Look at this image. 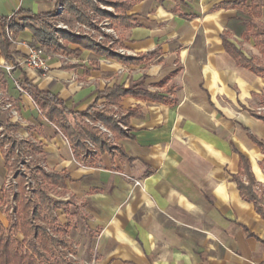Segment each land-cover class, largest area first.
Masks as SVG:
<instances>
[{
  "label": "crops",
  "instance_id": "obj_1",
  "mask_svg": "<svg viewBox=\"0 0 264 264\" xmlns=\"http://www.w3.org/2000/svg\"><path fill=\"white\" fill-rule=\"evenodd\" d=\"M92 1L118 13L108 0ZM233 1L123 0L131 5L125 10L134 19L129 26L91 9L89 21L75 20L107 19L114 31L113 43H107L113 53L136 62L68 43L70 52L47 51L53 57L42 72L19 64L31 44L29 27L16 18L21 29L8 28L10 38L5 31L9 57L0 52V88L18 119L0 111L12 141L5 149L8 140H0V164L8 174L9 155L22 146L21 152L36 161L35 173L39 168L67 173L65 186L49 194L60 202L53 212L64 227L60 236L71 244V264H264V217L240 194L235 179L247 183L239 175L241 152L264 207V150L249 137L264 145V123L252 115L259 113L264 78L238 66L224 50L222 34L236 13L226 3ZM59 3L65 5L60 16L70 17L63 0H0V17L53 13ZM228 37L246 55L260 57L252 40ZM4 63L14 66L9 73ZM26 83L74 111L92 104L107 108L125 135L97 122L115 148L94 150L92 160L83 154L76 159ZM114 85L159 98L125 95L117 104L97 99ZM131 109L135 113L123 122Z\"/></svg>",
  "mask_w": 264,
  "mask_h": 264
},
{
  "label": "trees",
  "instance_id": "obj_2",
  "mask_svg": "<svg viewBox=\"0 0 264 264\" xmlns=\"http://www.w3.org/2000/svg\"><path fill=\"white\" fill-rule=\"evenodd\" d=\"M63 1L66 4L67 13L70 15L68 18L61 17L55 12L24 16L16 13L9 21L6 18L0 17V52L5 57H9V40L6 37L4 28L7 24L8 28L13 30L14 33L18 32L21 26L16 21L17 18L23 21L24 25L28 26L31 30V44L40 45L46 51L70 52L71 49L68 43H75L83 48H90L97 53L105 54L109 57H116L125 62H136L132 58L116 55L113 53L111 46L106 42L96 43L93 35H75L67 30L60 29L58 30L57 37L52 33L49 25L33 26L31 24L37 18L46 15L60 20L87 22L90 20L88 9H91L99 14L108 16L114 24H125L129 26L134 20L132 15L125 13V10L130 8V3H124L123 0L104 1L107 4L113 5L118 10L116 15H111L99 9L97 4L92 0ZM158 1L163 2L165 0ZM174 1L179 5L185 3L186 0ZM226 5L235 7L236 13L228 19L226 23L227 31L222 34L224 50L234 59L238 66L244 67L264 78V22L260 20L264 14V0H235L226 3ZM228 35L239 37L243 42L252 40L254 47L260 53V57L246 55L234 41L229 39ZM26 87L46 120L55 124L60 132L64 134L76 159L80 157V154H84L86 158L90 157V160H92L95 151L102 153L115 148V145L110 143L107 134L96 126L97 122L111 132L125 135L107 108L98 110L92 104L84 111H74L68 109L52 93L38 89L30 83H26ZM125 95L159 98L156 95L140 89L124 88L120 85H114L100 91L97 99L103 98L108 104H117ZM261 105H264V97H261ZM134 113V109L129 110L123 122H126L127 117ZM252 115L264 123L263 112L257 113L254 111ZM82 117L88 118L92 124L85 123ZM249 137L264 150V145L260 140L251 133H249ZM86 139L92 144V147ZM238 153L240 157L239 175H245L247 179V183H244L240 176L235 177L240 194L244 198L252 200L257 210L264 217V207L261 205L260 197L254 190V178L250 171L249 162L244 154L241 152ZM37 173V176L34 175L35 189L33 190V196L31 198L27 195L24 175L16 176L17 191L14 194L15 213L14 215L8 214L6 227L0 221V264H68L65 258L60 262H52L50 260V257L57 253L59 258H61L63 256L62 254H64L63 250L67 249L71 251L72 247L70 242L60 236L64 227L58 223L54 216L53 211L60 206V202L53 199L49 194L57 186L64 187L68 175L65 171L46 172L42 168H39ZM51 230L56 231L58 235L53 236ZM15 232L22 233L23 239L19 240L12 236V233Z\"/></svg>",
  "mask_w": 264,
  "mask_h": 264
},
{
  "label": "built area",
  "instance_id": "obj_3",
  "mask_svg": "<svg viewBox=\"0 0 264 264\" xmlns=\"http://www.w3.org/2000/svg\"><path fill=\"white\" fill-rule=\"evenodd\" d=\"M100 7L105 8V6H103L102 4H100ZM64 9H65V5L63 3H59L56 6L55 12L58 15H61V14H63ZM53 19H54V21H53V23H54L53 27L54 28L52 29V32L57 37H58V30L63 29V30H67L70 33L75 34V35H80V34L93 35L95 37V40L97 43H102V42H106L108 44L113 43L114 31L109 26V22L107 19H102V20L99 19L98 20V17H95L91 20V23H79V22L75 23V26L73 29H69L63 21L57 20V19H55V17H51V18L49 17V19H47V21H45V19H42L40 21L43 22L45 25L50 26V24L52 23L51 20H53ZM5 31L9 37L7 25L5 26ZM117 51L120 54L126 53V51L124 49H120V48H118ZM52 57H53V55L50 54L49 52H47L44 49V47H42L40 45H35V44H28L27 45V53H26L25 57L22 59V61L19 62V64H21L27 68H32V69H35L38 71L45 72L49 68V62L52 59ZM3 67L6 70V72L9 73L14 66L11 64L4 63ZM17 86L19 89H21V87L18 84H17ZM3 110H7L11 116L18 119L17 111L13 108V106L10 102L4 101L3 93H2V90L0 88V111H3ZM258 111L259 112L264 111V106H260ZM101 128L103 130H105V128H103V127H101ZM3 139L8 140L7 141L8 143L5 144L4 147H5V149H9L11 144H12V141L10 140L9 137H7L5 135L4 126L0 120V140H3ZM88 144L92 147V144L90 142H88ZM21 150H22V146L16 147L14 149L13 153L11 155H9V161L11 164H13L12 170L14 169L13 171L11 170L12 174L8 176L7 186H6L7 189L8 188L12 189V194L10 197V205L8 206L9 214H11V215H14V213H15L14 194L17 191L16 176L17 175H24V177H25L24 184H25V187L27 190V195L31 198L33 196V190L35 189V176L38 175L37 173H35V171L37 170L36 166H34V165L29 166V164H28L29 160L31 159V155H29V154L24 155L21 152ZM74 160L78 163V161L76 159H74ZM30 173H32V175ZM51 234L53 236L57 235L56 231H53V230H51ZM59 249L62 250L61 247H59ZM63 252H64V254H62V255L64 256V258H68V261L74 260V254L72 253V251L64 249ZM68 264H70V262H68Z\"/></svg>",
  "mask_w": 264,
  "mask_h": 264
},
{
  "label": "rangeland",
  "instance_id": "obj_4",
  "mask_svg": "<svg viewBox=\"0 0 264 264\" xmlns=\"http://www.w3.org/2000/svg\"><path fill=\"white\" fill-rule=\"evenodd\" d=\"M42 19H45V21H47V19H49V16L39 17L35 21H33L32 23L38 24L39 26H48V25H45L43 22L40 21ZM57 20H60V19H57ZM51 21H52V23L50 24V27H51V31H52V29L54 28L53 27V24H54L53 21H54V19L51 20ZM61 21H63L67 25V27L69 29H73L74 26H75V21H67V20H61ZM244 50L247 52L246 49H244ZM262 112L264 113V111H262ZM35 163H36V161L34 159H32V158L28 162V164L30 166L31 165H34ZM32 173H30V174L32 175ZM11 174H12L11 170L7 174L6 171H5V168H4L3 164H0V221L2 222V224H3L4 227H6L7 226V223H8L7 222L8 221V214H9V208H8V206L10 205V197H11V194H12V189L11 188H8V189L6 188L8 176L11 175ZM12 236L16 237L19 240H22L23 239V235L20 232L12 233ZM63 258H64V256H62L61 258H59V255L57 253V254L52 255L50 257V260L52 262H54V261L55 262H60V261L63 260ZM65 259H66V262H70V264L73 262V260L68 261V258H65Z\"/></svg>",
  "mask_w": 264,
  "mask_h": 264
}]
</instances>
